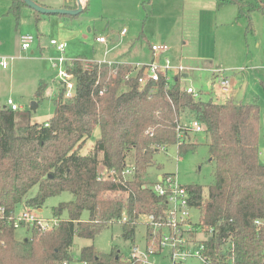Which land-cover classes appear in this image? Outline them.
<instances>
[{
	"label": "trees",
	"instance_id": "1",
	"mask_svg": "<svg viewBox=\"0 0 264 264\" xmlns=\"http://www.w3.org/2000/svg\"><path fill=\"white\" fill-rule=\"evenodd\" d=\"M9 1L7 13L17 25L20 8L26 5L21 0ZM221 5L236 6L238 17L247 19L249 31L253 30L250 14H264V0H222ZM34 15L39 13L34 11ZM70 68L76 80L75 95L70 100L57 95L54 113L44 124L31 123L30 110L0 108V206L9 215L21 203L40 210L50 197L63 192L73 195L72 201L53 208L55 218L63 211L68 218L59 219L56 229L43 234L41 255L34 253L32 239L17 240L15 230L0 222V264L72 263L74 237L93 239L117 222L122 225V238L133 240L137 217L163 209L144 179L153 154L160 146L179 143V155L195 146L186 140L188 132L178 130L182 114L202 125L209 162L214 166V181L205 199L202 186L186 187L205 227L213 230L205 241L206 262L264 264L259 106L232 99L223 104L194 99L185 93L179 77L173 84L160 79L140 88V71L129 64L83 65L75 59ZM121 87L126 90L120 91ZM43 88L40 85L36 94ZM95 127L99 140L90 154L79 155L80 144L91 137ZM130 155L135 173L124 182L120 174ZM99 165L113 170L117 180L98 179ZM35 186L36 194L28 197ZM118 192L125 200L112 197ZM84 212L88 213L85 220L81 218ZM123 215L127 221L120 222ZM79 259L86 264H123L118 252L99 254L93 246L82 248Z\"/></svg>",
	"mask_w": 264,
	"mask_h": 264
},
{
	"label": "rangeland",
	"instance_id": "2",
	"mask_svg": "<svg viewBox=\"0 0 264 264\" xmlns=\"http://www.w3.org/2000/svg\"><path fill=\"white\" fill-rule=\"evenodd\" d=\"M38 4L50 8H63L62 5L77 7L76 0H35ZM88 8L78 15H42L36 20L34 11L26 6L20 8L16 25L12 15L7 13L8 0H0V54L14 59L7 70L0 69V108L6 98L13 99L23 110H30L31 104L36 108L30 111V121L44 124L54 113V101L59 93L57 69L52 63L62 56L66 62L64 69L71 61L80 59L83 65L102 60L104 47L95 42L97 37L109 40L108 48H112L109 58L115 55L119 61L129 63H147L150 46L166 45L167 56L172 64H177L181 55L185 66L189 69L188 77L181 78V87L191 85L202 92L201 100L208 101L211 71H226V75L234 79V96L242 103H255L260 108V129L258 137L259 152H264V14L252 12L250 20L254 32L247 30V19L238 17V9L233 5H221L222 0H86ZM251 1V0H250ZM122 29H126L129 38L122 44L112 46L113 37ZM32 35L35 40L31 47L20 49L19 36ZM255 37V38H254ZM50 40L64 43L65 50L61 54ZM258 41L259 47H255ZM39 44L41 51L37 48ZM122 54V55H121ZM162 57V56H161ZM207 63L204 66V63ZM149 63V62H148ZM169 81L174 83V75L168 73ZM43 85V91H36ZM184 89V88H183ZM121 87L120 91H125ZM216 101V100H213ZM216 102H220L216 101ZM189 115L182 114L181 123H187ZM188 119V118H187ZM100 138V131L95 127L91 137L84 140L78 150L79 155H88ZM186 140L195 144L185 154L178 153L175 145L153 154L152 165L148 168L144 179L151 184L157 175L174 174L180 185L202 186L203 199L208 195V187L213 183L214 166L209 162V152L203 133H188ZM127 163L134 158L128 157ZM259 162L264 165V158L259 155ZM103 167L99 165V171ZM35 186L28 192V197L36 194ZM112 197L125 200L122 193H112ZM73 200V195L63 192L48 198L36 211L37 216L51 219L53 208L60 203ZM25 204V203H22ZM17 206L20 211L23 205ZM139 217V216H138ZM137 217V219H138ZM68 218L63 211L60 220ZM88 218L84 212L81 217ZM191 218L197 223L202 216L200 211L191 210ZM136 219V221H137ZM121 223H113L103 229L93 239L74 237L70 248L73 257L71 264H80L79 254L82 248L93 246L99 254L119 253L124 260L137 247L140 252L145 248V228L137 224L133 240H124L121 236ZM26 235V236H25ZM36 232L21 230L16 232V239H32L34 253L41 255L43 248L41 238ZM196 238H199L196 235ZM148 261L153 264H171L166 251L150 255ZM184 264H202L197 258H190Z\"/></svg>",
	"mask_w": 264,
	"mask_h": 264
},
{
	"label": "built area",
	"instance_id": "3",
	"mask_svg": "<svg viewBox=\"0 0 264 264\" xmlns=\"http://www.w3.org/2000/svg\"><path fill=\"white\" fill-rule=\"evenodd\" d=\"M126 29H123L120 33L124 36ZM35 38L32 35L26 34L20 37V49L23 51L28 50ZM96 42L107 45V39L105 37H97ZM50 45L54 46L61 54L64 53L65 44L56 43L55 40H50ZM152 52V59L149 63L139 64L135 66L136 70L140 71V75L137 78V84L140 88H143L149 82H157L160 79H164L166 84H171L169 81L168 73L174 75V81L182 75L187 73L189 69L182 62L172 64L171 60L167 56L169 48L166 45L153 44L150 47ZM110 50H106L105 56ZM162 56V57H161ZM13 57H8L0 54V69L6 70L9 68L10 62ZM66 60L60 56L57 60H54L52 66L57 69L58 81L60 83L59 94L62 95V99L70 100L74 97L76 92V80L73 74L70 72L71 64L63 67ZM98 63H109L108 61H101ZM129 73L127 76H131ZM212 75V91L213 98L216 101L223 100L224 102L230 99L232 95V78L226 75V71L215 70L211 71ZM185 93L191 95L194 99H199V93L193 87L188 86L184 88ZM100 94H102L100 92ZM4 108L11 111H21L22 108L13 99L7 98ZM183 132H202L203 127L197 121H192L189 124H181L178 130ZM180 133V132H179ZM180 133V134H181ZM178 136L181 141V136ZM182 135V134H181ZM179 143L175 144L178 148ZM168 146L158 147V151L167 149ZM264 158V152L260 153ZM135 173L134 163H127L124 169L121 171L122 180H131ZM98 179L116 181L117 178L114 175L113 170L103 167L98 172ZM150 189L162 202L163 209L159 213H149L139 215L136 224H140L145 228V248L144 252H140L137 247L131 249V254L122 259L123 264H153L148 261L150 255L159 254L161 251H166L170 259L171 264H184L190 258H197L202 264H208L203 256L205 250V241L208 236L213 232L211 228L205 227L202 220L195 223L191 218V210L197 209L192 204V196L188 189L179 184L174 174H164L159 178H156L150 185ZM22 204V203H21ZM23 207L20 211L14 210L12 214H7L6 210L0 206V222L5 225L11 226L15 232L20 231L24 234L27 231L36 232L38 235H43L52 232L57 228L59 219L51 218L44 219L37 216V209L27 207L22 204ZM127 221V217L123 215L120 222ZM255 224H260L259 221H255ZM196 235L199 238H196ZM26 236V235H25ZM56 264H71L70 262H61ZM80 264H86L81 263Z\"/></svg>",
	"mask_w": 264,
	"mask_h": 264
},
{
	"label": "crops",
	"instance_id": "4",
	"mask_svg": "<svg viewBox=\"0 0 264 264\" xmlns=\"http://www.w3.org/2000/svg\"><path fill=\"white\" fill-rule=\"evenodd\" d=\"M9 1V0H8ZM9 5H10V1H9ZM81 6H82V11H84V10H86L88 7V3H87V1L86 0H81ZM62 7L63 8H68V6H66V5H62ZM70 9H76V6L75 7H70ZM81 11V12H82ZM36 20L38 21L39 20V15H38V17L36 18ZM123 30V29H122ZM121 30V31H122ZM121 31L118 33V34H115L114 35V37H113V45L112 46H110V47H114L115 45H121L122 44V42H123V40H125V38H129V34H128V32H127V30H126V33H125V35L124 36H121L120 35V33H121ZM20 37L21 36H19V41H20ZM106 38V37H105ZM255 38V37H254ZM107 39V38H106ZM95 42H96V38H95ZM97 44H99V45H101V46H103L104 47V53H103V57H102V60L101 61H103V60H105V61H108L109 63H117V64H129V65H131V66H133V67H135V66H137V65H141V64H146V63H129V62H127V61H119V60H117L116 59V56L118 55H115L113 58H109V56H110V54L111 53H113L115 50H113L112 52H111V50H112V48H108L107 47V45L109 44V40L107 39V45H105V44H101V43H98V42H96ZM37 45V48L39 49V51H41V47L39 46V44L37 43L36 44ZM119 45V46H120ZM151 47V46H150ZM255 47L256 48H258L259 47V43H258V41H255ZM110 50L108 53H107V55L105 56V52H106V50ZM122 55V54H121ZM151 59H152V52H151V50L149 51V56H148V62H150L151 61ZM101 61H98V62H101ZM147 62V63H148ZM177 62H182L183 64H184V62H183V59H182V57H181V55H180V57H179V60L177 61ZM207 63H209V62H206V63H204V66H206L207 65ZM7 70V69H6ZM1 71H3V70H1ZM5 71V70H4ZM135 74V72H133V75ZM184 75H186L183 79H185V78H187L188 77V74L187 73H185ZM211 78H212V75H211ZM230 78H233V77H231L230 76ZM181 81V80H180ZM211 81H212V79H210V82H209V86H210V90H209V94H207L206 95V99L207 100H211L212 102H214V103H219V104H223L224 103V101L223 100H221V103L220 102H216V101H213V100H215L214 98H213V91H212V84H211ZM232 84H233V88H234V85H235V83H234V79H232ZM188 86H191V85H184L183 86V88H186V87H188ZM192 87V86H191ZM198 93H199V99H201V96H202V92H200V91H198ZM7 99V98H6ZM230 99H232L234 102H236V103H241V104H248V103H242V102H240V101H237L236 100V98H235V96H234V89H232V95L230 96ZM5 102H6V100H5ZM5 106V103L3 104V106L1 107V108H3ZM22 108V107H21ZM23 110V109H22ZM188 118V119H187ZM186 118V120H187V123H185V122H183L184 124H189V123H191L192 121H195L193 118H191V117H187ZM188 133H193V134H196V133H203V131L202 132H195V131H191V132H188ZM204 134V133H203ZM175 148H177L176 146H175ZM160 177V175H157V177L156 178H159ZM155 178V179H156ZM154 179V180H155ZM153 180V181H154ZM152 181V182H153ZM85 220V219H84Z\"/></svg>",
	"mask_w": 264,
	"mask_h": 264
},
{
	"label": "water",
	"instance_id": "5",
	"mask_svg": "<svg viewBox=\"0 0 264 264\" xmlns=\"http://www.w3.org/2000/svg\"><path fill=\"white\" fill-rule=\"evenodd\" d=\"M28 8L32 9L33 11L42 14V15H71L75 16L81 13L82 6H81V0L77 1V7L76 9H50L47 7H44L40 4H38L35 0H21ZM186 75H182L184 78ZM36 108V103H32L30 107V111L34 110Z\"/></svg>",
	"mask_w": 264,
	"mask_h": 264
}]
</instances>
